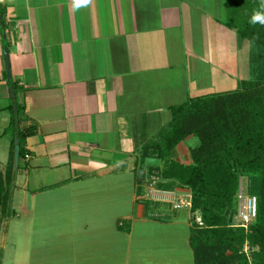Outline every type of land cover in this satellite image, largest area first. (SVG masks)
Segmentation results:
<instances>
[{
	"label": "crops",
	"instance_id": "crops-1",
	"mask_svg": "<svg viewBox=\"0 0 264 264\" xmlns=\"http://www.w3.org/2000/svg\"><path fill=\"white\" fill-rule=\"evenodd\" d=\"M210 2L93 0L74 10L72 0H0V49L10 43L20 128L31 131L18 169L23 194L35 196L21 204L33 224L24 264H194L190 211L173 207L182 189L151 188L163 198L146 206L138 154L170 107L249 78L248 43ZM4 66L0 99L11 100ZM184 141L171 155L181 162ZM54 193L65 200H44Z\"/></svg>",
	"mask_w": 264,
	"mask_h": 264
},
{
	"label": "trees",
	"instance_id": "trees-1",
	"mask_svg": "<svg viewBox=\"0 0 264 264\" xmlns=\"http://www.w3.org/2000/svg\"><path fill=\"white\" fill-rule=\"evenodd\" d=\"M264 0H225L224 25L233 30L240 44L248 43L249 78L236 91L191 97L170 107V120L148 139L139 151L141 170L149 175L137 181L146 184L156 179L155 189L187 188L191 194L189 242L194 264H264V24H250L254 11ZM0 31L5 30V11L0 4ZM2 47L10 53V43ZM16 95V84L9 82ZM6 133L12 128L8 168L0 171V210L9 208L15 172L12 170L14 138L19 140V166L26 156L24 139L31 134L20 128L23 108L16 102ZM194 136L198 145L189 161L172 158V150L186 138ZM148 160L154 162L149 163ZM153 172V173H150ZM156 172V174H154ZM239 179L246 181L248 196L257 199V214L247 231L234 227ZM244 191V190H243ZM147 205L149 202L143 200ZM233 221L229 223V215ZM199 216L202 224L193 220ZM159 219V217H154ZM249 244L251 260L242 253Z\"/></svg>",
	"mask_w": 264,
	"mask_h": 264
},
{
	"label": "rangeland",
	"instance_id": "rangeland-1",
	"mask_svg": "<svg viewBox=\"0 0 264 264\" xmlns=\"http://www.w3.org/2000/svg\"><path fill=\"white\" fill-rule=\"evenodd\" d=\"M213 1H214V5H216L218 0L217 1L212 0V2H210V4H212ZM224 2H225V0H219V5H221L222 9H223ZM218 10L215 9V12H214L215 15H217V17L221 16ZM223 11H224V9H223ZM224 13H225V11H224ZM225 18H226V13L224 15V19H223L224 21H225ZM237 41H238V39H237ZM238 44H239V41H238ZM181 48H182V45H181ZM246 49L248 51L249 46L246 47ZM9 50H11V49H9ZM241 55H242L241 61H242L243 65L248 66V60H247L248 56H246V52H244V50L242 51ZM0 62H1V68H3V66H4L3 47H2V49H0ZM172 73H173V71H172ZM6 78H7L6 72L4 70V73L1 76V79H6ZM10 105H13V104L9 98H7L5 100L0 99V171H2L4 173L6 172V170L8 168L9 147H10L11 140L13 138L12 128L9 129L6 133H4L5 129L9 125V121H10L11 111L8 108ZM184 142L185 143H184V147L182 150L184 152V154H183L184 160H182V162L187 163L189 161L192 149H195L198 145V140L196 137L190 136ZM184 149H185V151H184ZM150 173H153V172H150ZM154 174H156V172ZM26 180H27L26 176L24 174H22L21 170H18V172L15 176L14 186L12 188L11 200H10V204H9V208L7 210V213L5 215H3L1 210H0V264H24L25 252L27 251V249L31 243L32 237L31 238L29 237V233L31 231V225H33V224H31L30 221H27L23 217L22 210H21V204H23L24 202H26V204H28V202H30V200L33 201V199H35V196H33L34 193H32V194L28 193L26 195L23 194V191H24L23 187H26ZM155 181H157V180L155 179ZM152 182H153V180H151V178L150 179L148 178V182L146 183L147 188H144V190L148 193L147 197H145V199L149 202L148 205H150L151 202H153V201H154L153 203H156L155 200L157 198H163V196L161 194L157 195L156 193L151 192L152 191L151 188H154L155 183H156V182L155 183H152ZM150 184H151V186H149ZM29 186L31 189L33 186L38 187L41 185L37 181L32 180ZM178 188H181L183 191V193H181V196L185 195V193L189 192V190L187 188H183V187H178ZM240 188H243L244 194L247 195V193L245 192L246 181H244L243 179H239L238 193H239ZM158 190H160V189H158ZM89 197H90V200H92L93 197H91L90 194H89ZM98 197L100 198L101 201L102 200H104V201H108V200L115 201V198H116L113 194L111 195V199L106 194L103 197L102 196L100 197V195ZM179 197L180 196H178L177 198L179 199ZM43 198H44V200H48V201H64L65 200L64 195L57 194V193L49 194V196H43ZM44 200L37 199L36 201H44ZM175 202L177 203V201H175ZM125 203L128 204L129 200L126 199ZM173 205H175V204H173ZM180 207L187 209L185 206H180ZM180 207H178V208H180ZM175 209H177V208H175ZM156 214L162 215L163 213L156 212ZM184 219H186V217ZM187 219H189L188 214H187ZM187 219H186V222H188ZM190 219H191V217H190ZM190 222H192V221L190 220ZM234 227H236V226H234ZM26 232L28 233V238H30L29 241H28V239H26V235H27ZM245 244L243 245L241 251H242V253H244L246 255L247 260L250 261L251 260V250H253V249L250 248V246L247 242L248 248H247V250H245Z\"/></svg>",
	"mask_w": 264,
	"mask_h": 264
},
{
	"label": "built area",
	"instance_id": "built-area-1",
	"mask_svg": "<svg viewBox=\"0 0 264 264\" xmlns=\"http://www.w3.org/2000/svg\"><path fill=\"white\" fill-rule=\"evenodd\" d=\"M28 157V154L25 156ZM153 178V182L155 183ZM151 186V184L149 185ZM174 207L178 208L180 206H185L189 211L191 208V194L190 192L185 193V195H180L179 199L176 200ZM257 214V199L255 196H248L244 194L243 188H240L237 199V209L234 216V226L243 227L245 231L248 230L250 223L254 220ZM197 225H201V219L196 216L193 220ZM247 243L245 244V250H247Z\"/></svg>",
	"mask_w": 264,
	"mask_h": 264
},
{
	"label": "water",
	"instance_id": "water-1",
	"mask_svg": "<svg viewBox=\"0 0 264 264\" xmlns=\"http://www.w3.org/2000/svg\"><path fill=\"white\" fill-rule=\"evenodd\" d=\"M0 18H1V16H0ZM3 59H4L6 77H7L8 82H10L11 78H12V74H11V68H10L9 52H8L7 47H3ZM10 96L12 99L15 97V92L13 90L12 85H10ZM12 104H13L12 107L15 108L16 103L13 102ZM19 150H20L19 140H18V137L16 136L14 138L13 161H12V170L15 173L17 172L18 165H19ZM144 175H145V171L141 170L140 174H139L140 180H144ZM225 213L229 215L228 221H229V223H231L233 221L232 220L233 219V213L232 212L229 213V211H226Z\"/></svg>",
	"mask_w": 264,
	"mask_h": 264
},
{
	"label": "clouds",
	"instance_id": "clouds-1",
	"mask_svg": "<svg viewBox=\"0 0 264 264\" xmlns=\"http://www.w3.org/2000/svg\"><path fill=\"white\" fill-rule=\"evenodd\" d=\"M93 2V0H72V7L74 10H77L81 7H86L90 5ZM261 10H256L253 12L251 18H250V24H264V3L261 4Z\"/></svg>",
	"mask_w": 264,
	"mask_h": 264
}]
</instances>
